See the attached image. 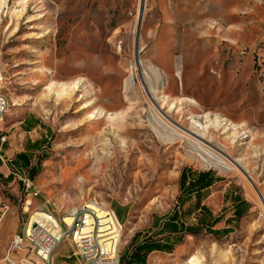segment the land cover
Instances as JSON below:
<instances>
[{
  "label": "rangeland",
  "instance_id": "rangeland-1",
  "mask_svg": "<svg viewBox=\"0 0 264 264\" xmlns=\"http://www.w3.org/2000/svg\"><path fill=\"white\" fill-rule=\"evenodd\" d=\"M141 5L0 0L9 105L0 138L9 156L31 138L48 143L34 155L31 190L21 186L9 202L21 179L0 186V264L25 257L9 250L36 192L33 202L69 225L82 210H115L120 259L136 234L151 238L153 222L176 209L184 169L220 179L206 203L222 218L214 229L229 226L233 196L246 215L227 237L199 223L148 264H264V0H145L139 28ZM27 115L42 124L28 135L19 126ZM199 214L186 221L196 225ZM73 246L67 239L54 264H85Z\"/></svg>",
  "mask_w": 264,
  "mask_h": 264
},
{
  "label": "built area",
  "instance_id": "built-area-1",
  "mask_svg": "<svg viewBox=\"0 0 264 264\" xmlns=\"http://www.w3.org/2000/svg\"><path fill=\"white\" fill-rule=\"evenodd\" d=\"M1 57L0 51V112H4L9 109V105L3 94L5 78ZM32 185L30 179L24 181L26 191L31 190ZM36 196H38L37 192L33 194V197ZM103 212L113 220L116 228L120 227L114 213ZM100 226L101 219L94 210L78 212L66 228L51 214L40 212V218H33L32 213L26 223L24 234H17L13 237L9 251L25 253V257L20 260L19 264H54L57 249L67 239H71L75 250L74 255L80 256L85 264H120L116 247L107 251L101 243L105 239H110L114 234L101 236ZM7 261L11 263L10 259Z\"/></svg>",
  "mask_w": 264,
  "mask_h": 264
},
{
  "label": "trees",
  "instance_id": "trees-1",
  "mask_svg": "<svg viewBox=\"0 0 264 264\" xmlns=\"http://www.w3.org/2000/svg\"><path fill=\"white\" fill-rule=\"evenodd\" d=\"M20 158L24 155H20ZM1 178V176H0ZM220 179L216 178L211 171L208 172H191L184 169L180 175L179 190L180 195L177 200V207L168 217L158 235L167 234L169 238L166 240H156L154 238H142L141 234H136L130 244L128 251L119 259L121 264H147V259L153 252L172 253L175 245L181 244L183 234H197L201 229L199 223L206 225L210 234L220 237H227L234 232L232 227L223 230H214L213 227L221 221V217L214 218L213 215L202 206V201L209 195V189ZM194 201V202H193ZM189 205V206H187ZM243 208L236 209L233 218H229V224L239 220L247 211L248 205L245 201L240 202ZM196 212L201 213L196 225L187 224L186 219ZM206 217V219L204 217ZM166 219V218H165ZM208 222V223H207ZM175 236L173 240L171 236ZM141 238L143 239L140 242Z\"/></svg>",
  "mask_w": 264,
  "mask_h": 264
},
{
  "label": "crops",
  "instance_id": "crops-1",
  "mask_svg": "<svg viewBox=\"0 0 264 264\" xmlns=\"http://www.w3.org/2000/svg\"><path fill=\"white\" fill-rule=\"evenodd\" d=\"M0 121H1V118H0ZM19 126H20V130L22 131V133H24L26 135L31 134L32 132H34L35 130H37L39 128H42L41 122H39L38 120H36L34 117L28 116V115L26 117H24L19 122ZM46 133H48V132H46ZM5 142H6V138L5 137H1L0 138V176H1V178H0V186L3 187V188H7L8 189L10 186H12V187L14 186V183L17 180V178L21 179V181H22V182L18 181L19 182V184H18L19 187H14L13 188V192H12V194H10V196L9 195H6L7 200L10 202V201H12L13 198H14V200L15 199H18L17 197L20 194L19 193V190L21 189V186H24L23 176L26 179H30L31 181H34L36 179V177L38 176V174H39V166L41 164V160H40L39 157L37 159H35L34 158L35 157L34 155H36V153L43 152L44 149L46 148V145L48 143H47V136L46 135L45 136H42L39 140H33L31 138V139H28L26 141V143H25V145H24V147H23L22 150H20L16 154H13V155L9 156L10 155L9 154L10 153V148H9V145L6 144ZM20 155H24V157L20 158L19 157ZM218 182H220V181H218ZM218 182H216L209 189V195L206 198H204L203 201H202V206H205L207 208V210H209V212L213 215L214 218H217V217H220V216H214V213L209 209V207L206 205V203L211 198V196H212V194L214 192V187H215V185ZM30 197L31 198H29L26 201V207H25L26 210H32V213L35 212V211H39V212H43V213H49L48 210L42 209V206L39 205L37 203V201L36 202H33L34 200H36V198H34L33 196H30ZM231 200H233V204H234V213H235L236 209L243 208L242 205H240V202H243L245 200H242L239 197H235V196H233L231 198ZM1 201H2V199L0 198V205H1L2 202H3V204L6 202L4 199H3L2 202ZM34 205H36V206H34ZM14 208L15 207L13 206L11 209L14 210ZM1 209L2 208L0 206V210ZM105 211H107V210H105ZM111 212L114 213V215L116 217V220L119 223L120 221H119V219L117 217V214H116L115 210L114 211L111 210ZM198 213H200V212H198ZM234 213H233V216H234ZM49 214H51L60 224L64 225L63 226L64 228H66L67 225H69L66 222V219H60L59 216H54L52 213H49ZM171 215H169V216H171ZM194 215L195 214H193L190 217H188L187 218L188 221L190 219H192V217ZM245 215H246V213L244 214V216ZM233 216H232V218H233ZM168 217H166V219L163 218V219L156 220L155 222H153L152 225H153L154 229L156 230V232L154 233V235L151 238H154L156 240H162V239H164V240L167 241L166 238H169V236L167 234L158 235L157 232H158V230H160L162 228L163 224L165 222H167ZM199 217H201V213L199 214L198 218ZM202 217H204V216H202ZM204 218L206 219V217H204ZM227 220H226V222H227ZM221 221H222V219H221ZM233 223H235V222H233ZM187 224L192 225V226L195 225V224H190V222H187ZM218 224H216L213 227V229ZM119 225H120V223H119ZM228 225H229L228 227H231L232 223L231 224L228 223ZM4 226H3V229H4ZM25 227H26V225H25ZM223 229H225V228H223ZM223 229H219V230H223ZM214 230H217V229H214ZM23 232H25V231L23 230ZM186 234H189V233H186ZM186 234H183V237ZM4 237H6V235H4ZM146 238H149V237H146ZM174 238H175L174 235L170 237L171 240H173ZM142 241H143V239L141 238L140 242H142ZM181 244L175 245L172 253L174 252L175 248L177 246L181 245ZM73 248H74V246H73ZM153 253H162V252H153ZM172 253H170V254H172ZM152 254H150V255H152ZM164 254H168V253H164ZM149 256H148V259H149ZM68 258H70V256H68ZM148 259H147V264H148ZM78 261H79L78 263L84 264V263H82L81 260H78Z\"/></svg>",
  "mask_w": 264,
  "mask_h": 264
},
{
  "label": "bare ground",
  "instance_id": "bare-ground-1",
  "mask_svg": "<svg viewBox=\"0 0 264 264\" xmlns=\"http://www.w3.org/2000/svg\"><path fill=\"white\" fill-rule=\"evenodd\" d=\"M4 112H0V115ZM94 212H96L97 215H99L101 219V226H100V235H111L115 234L117 228L116 224H114L113 220L101 209L93 208ZM33 218H40V213H37L33 216ZM71 220V219H70ZM118 236H112L110 239H105L101 243L103 244L104 248L107 249V251L113 250L114 246H117ZM189 264H201V262L197 258H192Z\"/></svg>",
  "mask_w": 264,
  "mask_h": 264
},
{
  "label": "water",
  "instance_id": "water-1",
  "mask_svg": "<svg viewBox=\"0 0 264 264\" xmlns=\"http://www.w3.org/2000/svg\"><path fill=\"white\" fill-rule=\"evenodd\" d=\"M144 9H145V0H142V5H141V10H140V16H139V28L143 19V14H144ZM138 55H139V50L136 47V62L138 63Z\"/></svg>",
  "mask_w": 264,
  "mask_h": 264
}]
</instances>
